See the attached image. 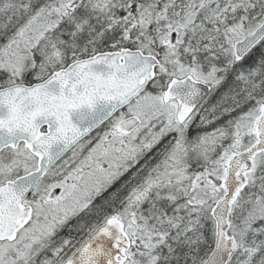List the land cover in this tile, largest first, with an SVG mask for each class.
Masks as SVG:
<instances>
[{"label":"snow or ice","instance_id":"obj_1","mask_svg":"<svg viewBox=\"0 0 264 264\" xmlns=\"http://www.w3.org/2000/svg\"><path fill=\"white\" fill-rule=\"evenodd\" d=\"M0 264H264V0H0Z\"/></svg>","mask_w":264,"mask_h":264}]
</instances>
